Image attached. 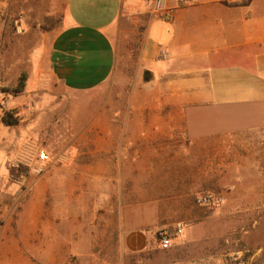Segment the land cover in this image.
<instances>
[{
	"label": "rangeland",
	"instance_id": "1",
	"mask_svg": "<svg viewBox=\"0 0 264 264\" xmlns=\"http://www.w3.org/2000/svg\"><path fill=\"white\" fill-rule=\"evenodd\" d=\"M57 22L58 15L49 16L42 28ZM142 30L134 26L126 36L110 89L16 92L32 34L24 35L20 62L10 43L0 47V88L9 94L0 107V264H264V133L231 142L223 158L212 156L209 176L202 157L180 163L191 189L154 188L161 168L140 167L139 158H125L124 167V150H184L186 144L181 133L139 140L138 110L130 111V103L154 102L153 95L127 89ZM6 111L17 124L2 121ZM40 150L48 159L38 158ZM205 194L222 201L201 205L196 199ZM177 222L184 223L183 234L160 248L156 231H172ZM126 228H144L148 248L122 252Z\"/></svg>",
	"mask_w": 264,
	"mask_h": 264
},
{
	"label": "crops",
	"instance_id": "2",
	"mask_svg": "<svg viewBox=\"0 0 264 264\" xmlns=\"http://www.w3.org/2000/svg\"><path fill=\"white\" fill-rule=\"evenodd\" d=\"M166 4L172 7L168 20L144 0H0V47L10 43L20 62L24 35L32 34L24 91L110 89L126 36L142 26L138 68L127 89L153 95L154 102L130 103V111L138 110L139 140L181 133L186 144L184 150H124L123 163L139 158L140 167L161 168L154 188L178 191L194 187L188 173L179 174L180 163L202 157L209 176L212 156L223 158L231 142L264 133V0ZM52 15L57 24L43 29ZM120 241L124 253L148 248L144 228L124 229Z\"/></svg>",
	"mask_w": 264,
	"mask_h": 264
},
{
	"label": "built area",
	"instance_id": "3",
	"mask_svg": "<svg viewBox=\"0 0 264 264\" xmlns=\"http://www.w3.org/2000/svg\"><path fill=\"white\" fill-rule=\"evenodd\" d=\"M144 1L150 3L152 12L160 18L168 20L172 17V7L167 6L166 0ZM8 103L9 94L0 88V107H6ZM37 156L40 160L48 159V155L44 150L38 151ZM196 200L201 205H215L222 201V197L215 194H205L199 195ZM184 227L185 225L183 222H177L172 231H169L166 228L158 229L155 236L158 246L163 249L171 247L176 238L183 234Z\"/></svg>",
	"mask_w": 264,
	"mask_h": 264
},
{
	"label": "trees",
	"instance_id": "4",
	"mask_svg": "<svg viewBox=\"0 0 264 264\" xmlns=\"http://www.w3.org/2000/svg\"><path fill=\"white\" fill-rule=\"evenodd\" d=\"M48 17L45 18V20H47ZM43 28H45V26L43 25ZM47 28V27H46ZM25 74L22 73L19 77V80H18V85L16 86V88L14 89V91L18 92V91H21L22 87L24 86V83H25ZM2 121L5 123V124H10V125H15L18 123V117L15 115H13L12 111H6L3 115H2Z\"/></svg>",
	"mask_w": 264,
	"mask_h": 264
}]
</instances>
